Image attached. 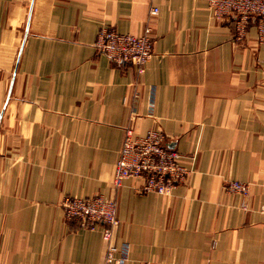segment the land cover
<instances>
[{"label":"crops","instance_id":"obj_1","mask_svg":"<svg viewBox=\"0 0 264 264\" xmlns=\"http://www.w3.org/2000/svg\"><path fill=\"white\" fill-rule=\"evenodd\" d=\"M236 18L207 0H0V264H105L101 231L62 208L99 195L118 202L124 264H264V44ZM147 24L134 99L131 67L95 43ZM131 108L137 136L161 129L193 157L170 196L113 186ZM235 180L248 196L226 191Z\"/></svg>","mask_w":264,"mask_h":264},{"label":"built area","instance_id":"obj_2","mask_svg":"<svg viewBox=\"0 0 264 264\" xmlns=\"http://www.w3.org/2000/svg\"><path fill=\"white\" fill-rule=\"evenodd\" d=\"M207 1L216 18L229 15L237 17L236 27L240 37L247 31L251 18L255 17L259 42L264 44V0ZM159 12L157 6H151L149 16H156ZM153 44L152 27L149 24L144 27L141 35L122 33L115 28L105 27L101 29L95 43L97 50L111 61L131 67L135 75L132 84L135 90L134 99L139 97V79L153 56ZM133 108L129 124L123 129V142L116 162L113 186L117 190L127 179H134L140 182L136 188L140 194L170 196L179 185L188 181L193 171L187 167V163H192L193 157H186L169 146L170 137L161 129L152 128L145 135L137 136L131 125L138 116ZM150 115L153 116V103L150 105ZM225 189L244 197L249 195V184L242 181H230ZM62 208L67 221L77 222L82 229L101 231L106 249L105 264H124L125 258L116 257L119 249L114 244V235L120 226L116 199H106L101 195L66 197Z\"/></svg>","mask_w":264,"mask_h":264}]
</instances>
